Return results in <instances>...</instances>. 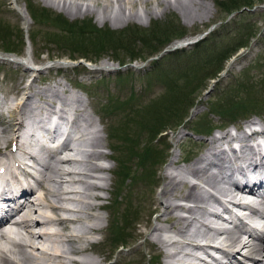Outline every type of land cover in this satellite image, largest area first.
I'll return each instance as SVG.
<instances>
[{"label": "rangeland", "instance_id": "1", "mask_svg": "<svg viewBox=\"0 0 264 264\" xmlns=\"http://www.w3.org/2000/svg\"><path fill=\"white\" fill-rule=\"evenodd\" d=\"M31 1V6H40L48 12L52 10L54 14L66 18L68 22L77 21V23L82 24V21L89 19L94 27L98 29L97 42L87 44V47H91L90 50L85 47L88 60H79L91 67L83 64L77 67L75 65L63 66L67 64H61L59 61H71L68 59L71 52L75 53L74 55H79L73 51L77 44L66 41L67 36L65 35L67 33L65 32V35L60 36L61 31L56 26L42 21L41 23L34 22L29 11L25 10L26 0H0V26L4 24L2 22L9 25H6L11 41L9 47L15 49L17 48L16 44L26 43L27 47H19L20 52L17 55L22 57L28 55V58L27 55L24 57L27 59H16L19 57L11 56L12 59L14 58L20 62L0 58L1 99L5 101L6 98L9 100L11 97H13L11 100L16 99L18 92H22V95L28 92L38 93L32 98L33 102L46 106L44 103L45 98H54L53 96H55L56 99L61 100L70 98L69 95H75L76 99L72 100L76 102V105H81L82 99L76 96L80 95L84 99L85 115H88L92 120L91 126L93 127H91V130H94L103 139L104 145L98 147V154L103 152V158L94 159L92 163L96 166L101 164V166L108 167L99 175L104 177L105 180L93 179L88 181L86 177H96L98 174L96 171H87L86 176L79 177V179L87 182L94 181L98 185L105 186L110 182L108 190L96 192V194L103 196L101 201L86 199L87 202L98 206L92 214L102 218L104 229L100 235L95 236L98 242L92 246L90 245L86 256L83 254L84 256H73V258L78 260L90 258L97 262L94 264H164L166 261L173 262L172 264H187L192 262L193 253L196 252L191 248L185 249L182 260L176 258L171 261V259L166 260L159 246L151 241L154 233L153 227L157 226L165 229L167 227L168 229L173 223L164 222L165 224H163L159 222L157 218L164 216V208L155 211L153 209L156 207L155 200L160 199V197L166 204L173 203V200H170L171 194L168 196L161 195V187L164 184L161 177L171 156H175L179 160L180 164L178 163L177 167L188 168L201 153L203 149L201 145L207 138L206 136L217 133L215 131L211 132L213 127L216 128L222 125L219 128H226L225 130L234 133L235 127L243 131L241 126L254 118V120L258 121L260 119L264 122V113H256L249 115L247 118L240 116L232 124H228L231 122L223 123L219 113L215 112L216 109L223 112L230 108L227 104L229 98L232 99L233 103L243 105L248 97L252 96L256 99L258 105L263 106L260 99L264 97V0H252V7H246L245 9H249L248 13L238 15L235 12L232 18L230 15H226L225 9L220 7L221 3H228V0H208L206 1L209 6L208 13L204 16L193 17V19H189L176 8L175 0H166L171 4V10L167 12L159 8V0H148L150 6L146 3L147 0H124V4H120L119 0H57L56 4L61 3V6H54L49 0ZM69 2H73L76 6H82L83 12H78V8L73 9L74 6H64ZM121 7L125 11L122 17L126 19L123 23L118 19L119 22L116 23L114 18L121 11ZM104 9H107L106 12L111 17L105 16ZM130 14H132L131 17ZM173 17L179 20L187 32L183 39L197 37L200 34L206 36L212 31V27L218 29L223 25L229 26L223 30L222 34L231 36L229 39L232 46L241 39L246 38L249 28L246 27L248 25L253 26L256 35L253 33L247 47L240 48L233 57L225 62L223 70L213 80L205 75L195 77L192 76V73L179 71L181 69L177 66V60H186L193 53L194 46L184 49L187 52L191 51L187 57H181L180 55V57H174L173 60L167 58L162 61V64L143 63V60H137L131 64L137 67L134 68L131 65L121 67L115 62L116 56L122 58L125 55H115L116 52L107 47L113 46L119 36L132 35L128 33L129 30H132L130 28L139 27L149 30L154 25L161 27ZM229 19H235L238 23L229 25L227 23ZM103 30L105 31L104 35ZM124 31L126 34H124ZM208 37H210V34ZM176 41L174 40L171 43ZM136 48V51L143 50L141 45L138 47V43H136ZM3 51H5V45L0 41V56L9 58V55L4 54ZM196 56L201 60L203 59L197 54ZM22 60H25V62ZM33 64L36 65L35 68ZM32 66L34 69L28 68ZM185 73L190 75L186 76ZM244 73L246 77H244ZM216 80H219V82L214 85L212 91H209ZM29 84H32L31 90L28 89ZM82 84L88 85L94 93L90 95L81 86ZM250 84L254 86V90L249 88ZM51 90L56 95L51 96ZM40 92L45 94H39ZM5 101H2L3 104ZM124 101L128 103L120 107V103ZM108 106H111V108L105 112L104 110ZM248 107L246 110H251L250 106ZM196 108L197 112L192 113ZM42 109L46 108L42 107ZM43 110L39 112V116ZM160 117L162 118L161 123L167 125L168 128L166 129L173 128V130L159 133L151 142V145L158 150V156L151 166L152 175L154 176L152 182L136 178L138 173L135 172V166H138V163L134 157L130 156L124 161V165L127 166L130 163L132 181L136 179L140 182L129 187L128 183L125 190L121 191L120 196L118 195L115 198L113 186L115 180L112 174H115L118 162L113 158V151L111 148L109 150L108 144H122L121 135L126 123L127 130L125 131L128 135H131L133 129L138 131V122L147 121L154 124L153 127H155ZM172 118L173 121H171ZM139 119L141 120L139 121ZM179 123L180 125L177 128L176 125ZM77 124L81 129L85 125L82 120H79ZM0 126V135H3L5 129L8 133L10 132L9 127L5 128L7 125L3 121H0ZM207 126H211V129L205 130ZM113 129L117 130V134L116 139L111 141L110 136L106 137V132L109 134V131L111 133ZM16 133L17 135L13 134L14 137L18 136V131ZM148 138L149 136L146 135L147 142ZM186 140L187 144H184V148L181 149L180 145ZM165 145L167 148L169 145L170 148L166 163L163 164L159 163V160L163 159ZM12 148L9 142L3 152L10 151ZM80 149L86 150V154H89V147L86 143H81ZM119 154L123 155L124 153ZM184 154H193V157L190 161L183 162ZM89 167L90 164L88 163L87 169ZM81 168L83 167L81 166ZM71 176L66 177L70 179ZM126 181L129 182L131 179L129 178ZM75 185L77 186L75 189H83L81 184H73L72 186L76 187ZM72 186L68 188L73 189ZM187 190L186 186H181L179 191L186 192ZM178 195L183 194L178 193ZM113 198L119 202L117 210H114L117 221H115V218L113 220L114 215L112 216V213L106 208V205L112 203ZM176 203L180 204L181 202L177 201ZM127 205L136 210L137 213L134 217L136 219L131 218L133 213L128 217H124L125 210L129 209ZM69 206L73 207L71 204ZM200 210L202 209H199L197 214L194 215L196 218L187 224L186 229L181 227L180 224L176 226L177 230H174L173 233H178V231H181L180 229H183L187 237L203 239L204 232L198 221H205L210 216L207 213L202 214L203 210ZM126 218L131 219L126 221ZM94 221L95 219L91 220V222ZM120 232V236L116 237V234ZM180 239L182 242L184 241L183 238ZM188 252L192 254L189 255Z\"/></svg>", "mask_w": 264, "mask_h": 264}, {"label": "bare ground", "instance_id": "2", "mask_svg": "<svg viewBox=\"0 0 264 264\" xmlns=\"http://www.w3.org/2000/svg\"><path fill=\"white\" fill-rule=\"evenodd\" d=\"M50 1L54 6H61V3L56 4L57 0ZM149 1L147 0L146 3L150 6ZM175 1L176 8L189 19L204 16L209 11V6L206 2L208 0ZM119 3L124 4L125 1L119 0ZM65 5L74 6L73 9L78 8V12H83L82 6H76L73 2ZM159 8L167 12L171 10V4L166 0H159ZM106 11L107 9H104L105 16L111 17ZM124 13L125 11L121 7V11L115 16L114 21L118 23L119 19L123 23L124 19H126L122 17ZM1 59H5V57L2 56ZM28 89H32V84L28 85ZM42 93L45 94L44 92L39 94ZM36 94L38 93L28 92L22 95V92H18L16 99L9 101L6 98L4 104L0 101V121L7 125L5 128L9 127L10 129L9 133L5 129L3 135H0V168L4 169L1 175L3 182L1 191L2 193H9L12 189H16L27 197L25 204L20 207L15 215V218L19 219V224H16L15 227H7L5 232L0 233V264L97 263L90 258L78 260L73 258V256H86L90 245L92 246L98 242L95 236L100 235L104 229L102 218L92 214L98 206L87 202L86 199L101 201L103 196L96 194V192L108 190L110 182L105 186L98 185L94 181L87 182L79 179V177L86 176L88 172L96 171L98 173L96 177H86L88 181L93 179L105 180L104 177L99 175L108 167L101 166V164L96 166V164L92 163L94 159L103 158V152L98 154V147L104 145L103 139L94 130H91V127H93L91 126L92 120L88 115H85V108L80 107L84 105H76V102L69 97L58 100L55 96H53L54 98L48 97L49 99H44L45 105L49 107L33 104L32 98ZM50 95H56V93L51 90ZM42 107L46 109L43 110ZM41 110L43 112L39 116ZM196 112L197 108L192 111V113ZM52 115L56 116L58 120L69 121L66 138L69 139L70 135L77 136V140L73 145L77 149V158H58L57 153L50 151L48 161L38 155L40 151L50 149V146L45 136L33 129L31 120L34 118H49ZM25 119L27 120L24 122ZM254 119L245 123L242 127L243 131L235 127L236 131L234 133L230 130H225L203 141L201 153L188 168H183L184 170L181 167H177L179 160L175 156H171L161 177L162 182H164L161 187V195L168 196L171 194L170 200H173V203L166 204L160 197L161 200L158 198L155 200L156 207L153 209L155 211L164 208V216L157 218L159 222L173 223L168 229L167 227L166 229L157 226L153 227L154 233L152 232L153 235L152 237L150 236L151 241L159 246L166 260L171 259V261H174L176 258L182 260L184 258L183 252H185L186 248H191L195 252L205 251V247H208L206 245L211 241H215L214 234L210 237L204 233L203 237L198 236L203 238L200 239L187 237L183 229H180L181 231H178V233H173L174 230H177L176 226L180 224L181 227L186 229L187 224L196 218L194 215L197 214L199 209L203 210H200L202 214L207 213L210 217L212 215V222L218 219L219 210L225 211L231 217L228 207L224 206L213 193L212 202L207 199L206 192L204 193L202 190V186H206L212 189L214 193L229 197V203L235 208L247 207L252 209L254 205L262 207L260 219H252L254 228L242 230L241 236L239 235L240 226L233 231L223 228L225 233L224 240L222 239L223 244L216 246L217 249L212 248V252L216 254L219 252L222 259L212 255V264H224L226 262L243 264L238 258L245 260L248 264H264V162L258 157L259 146L249 144L257 136L264 137V122L260 119L258 121ZM79 120L85 123L82 129L77 124ZM255 125H258V127ZM17 131L18 136L14 137L13 134L17 135ZM30 134L34 135L33 145L30 143ZM9 142L14 143L16 146V150L13 153L3 152ZM233 142H238L239 148L237 152L230 149V145ZM81 143H86L89 147L88 155L86 150L80 149ZM67 150L73 151V148H68ZM29 153L32 154L31 157L35 164L43 167V174L39 175L38 180L35 181L37 185H40V193L35 192L33 188L30 190V185L27 181L20 180V176L25 178V175L30 173L26 162ZM245 155H249L250 159H255L253 169L257 170L255 171L256 175L251 174L254 183L250 186V190L245 192L246 188H237L235 190L237 193L232 194L228 188L223 187L219 183L223 179L228 178V172L234 169L240 170V164L247 163ZM87 162L90 164L88 169ZM68 175H72L70 179L66 177ZM242 178L244 181L248 180L246 176ZM73 184H81L83 189H75L77 186L73 187ZM69 186L70 188L72 186L73 189H69ZM181 186H186L188 190L180 192ZM178 193L183 195H178ZM14 196V193L11 194L12 198ZM177 201L181 203L177 204ZM69 204L73 205V207L69 206ZM93 219L95 221L91 222ZM201 222L198 221L200 226H202ZM164 231L169 234L173 233L175 236L183 238L184 241L172 242L162 235ZM246 232H248L249 236L242 237V235H245L243 233ZM188 253L189 255L192 254ZM204 253L208 255L206 251ZM172 263L166 261L164 264Z\"/></svg>", "mask_w": 264, "mask_h": 264}, {"label": "trees", "instance_id": "3", "mask_svg": "<svg viewBox=\"0 0 264 264\" xmlns=\"http://www.w3.org/2000/svg\"><path fill=\"white\" fill-rule=\"evenodd\" d=\"M252 0H228V3H221L220 7L226 10V15H231L235 12H237L238 15L246 14L248 13V10H245L247 8L252 7ZM30 14L32 19H34V22L41 23L45 22L47 24H51L56 26L61 31L60 36L65 35V32L67 33L65 36H67L66 41L72 44H77V47L73 49V51L77 52V55H74L75 53L71 52L69 54V59L71 60H77V59H87L88 53H86L87 50H90L91 47H87V44H93L97 42L98 39V29L94 27V25L91 23V21H82V24H79L76 22H68L66 19L62 18L58 14H54L52 12H48L47 10L43 8H35L30 7L29 8ZM241 11V12H240ZM230 24H237L238 21L235 19H231L227 22ZM229 26L223 25L216 29L214 32H212V35L208 37V39H204L200 43L194 46L193 53L186 59V60H177V66L181 70V72L186 71L188 73H192V76L200 77L202 75H205L209 79H215L217 75L223 70L224 64L227 60H229L231 57H233L237 51L240 48L247 47L249 42L251 41L256 30L253 29V26L248 25L246 28H248V34L245 39H241L238 41V43L234 44L233 46L230 43V35H223V30L228 28ZM127 29V28H126ZM132 30H129V34H132L130 36H122L118 37V40L114 42L113 46L107 47L111 49L113 52H116V54H124L125 57L119 58L116 56L115 62H118L120 66H124L129 63H133L137 60H147L150 57L156 56L160 51H162L164 48H166L169 43H171L174 40L183 38L187 32L180 24L179 20L175 17L170 18L167 23L163 24V26L158 27L157 25L152 26L149 30L142 29V28H130ZM250 29V30H249ZM6 25L1 24L0 26V41L5 45V52L15 53L19 52V47L21 48L23 46V43H18L17 48L13 49L9 47V43H11L9 39V34L7 32ZM101 31V30H99ZM105 34V31L103 30V35ZM124 34L126 32L124 31ZM120 35V34H119ZM93 36L94 38H92ZM212 37V38H211ZM136 43H138V47L141 45L143 50H135ZM74 46V45H73ZM202 46V47H201ZM85 47L87 50H85ZM104 49V48H103ZM201 50V51H200ZM191 51H184V50H178L172 53L167 54L166 56L162 57L158 61H153L152 64H162V61L164 59L169 58L170 60H173L174 57H187ZM196 54L199 57H203L201 60L200 58H197ZM203 54V55H202ZM76 56V57H75ZM187 74V73H185ZM187 74L186 76L190 75ZM121 76V75H119ZM244 77H246V74L244 73ZM239 82V81H238ZM252 84L249 85V88L251 90H254ZM250 95V94H249ZM262 99V100H261ZM260 101L263 102V106H260L257 104L256 99L252 96H249L246 100V104H238L233 103L232 99L229 98L227 101L228 108L227 110H224L223 112H220L219 110H215V112H218L219 115L222 118L223 123L226 122H233L236 121L238 118L248 117L251 114L256 113H264V97H262ZM128 103L127 101L121 102L120 107L123 105H126ZM250 106L251 110H246V108H249ZM116 107V106H115ZM111 108V106H108L105 108L108 111ZM178 109V108H177ZM175 109V110H177ZM246 110V111H244ZM239 111V112H238ZM141 119H139L140 121ZM162 118L160 117L158 124L154 126V124H150L147 121H140L138 122V131L136 129L132 130V134L128 135L125 130H127V123L125 124V129L121 135L122 138V144L116 145L111 143L110 148L113 151L114 159L118 162V168L115 170V182H114V197L120 196L121 191L125 190L126 185L129 183L128 187L130 185H136L140 181L136 180L132 181V176L130 173V163L127 164V166L124 165V161L128 157H134V159L137 160L138 166H135L136 168V178L140 180H148L152 182L154 176L152 175L151 166L154 162V159L158 156V150L156 147H153L151 145V142L159 133H162L167 127L166 124L161 123ZM173 121V118L171 119ZM181 123V122H180ZM180 123L176 126H179ZM214 128V127H213ZM212 128V130H213ZM112 129V128H111ZM172 129V128H170ZM211 126H207L205 130H210ZM117 130L113 129L109 136L111 137V141L116 139ZM146 135L149 136L148 142L146 140ZM144 141H141V140ZM165 148L167 149V146L165 145L163 150L162 158L164 159L165 156ZM119 153H124L123 155ZM157 153V154H156ZM133 159V158H131ZM163 159L159 160V163L163 162ZM128 162V161H126ZM131 179V181H126L127 179ZM119 202L116 201V199L113 198V201L111 205L109 206L113 210H117ZM129 209L125 210L124 217H128L132 214L131 218L135 217L136 210L132 209L129 205H127ZM117 215L115 214L113 216V220L115 218V221H117ZM131 218H126V221H130ZM136 219V218H134ZM117 224V222H116ZM112 231V230H111ZM121 232L119 234H116V237H119Z\"/></svg>", "mask_w": 264, "mask_h": 264}, {"label": "water", "instance_id": "4", "mask_svg": "<svg viewBox=\"0 0 264 264\" xmlns=\"http://www.w3.org/2000/svg\"><path fill=\"white\" fill-rule=\"evenodd\" d=\"M200 38H201V37L199 36V37H198V40H199ZM192 44H194V41H190V42L188 43V46H190V45H192ZM166 52H168V51H164L163 54L166 53ZM212 87H213V86H212Z\"/></svg>", "mask_w": 264, "mask_h": 264}]
</instances>
